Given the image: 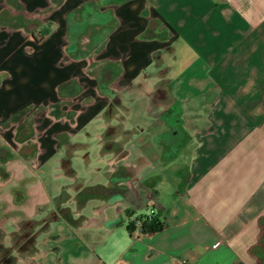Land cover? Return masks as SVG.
Masks as SVG:
<instances>
[{
    "label": "crops",
    "instance_id": "0c3cea01",
    "mask_svg": "<svg viewBox=\"0 0 264 264\" xmlns=\"http://www.w3.org/2000/svg\"><path fill=\"white\" fill-rule=\"evenodd\" d=\"M0 264H264V0H0Z\"/></svg>",
    "mask_w": 264,
    "mask_h": 264
},
{
    "label": "trees",
    "instance_id": "16d2710c",
    "mask_svg": "<svg viewBox=\"0 0 264 264\" xmlns=\"http://www.w3.org/2000/svg\"><path fill=\"white\" fill-rule=\"evenodd\" d=\"M50 31V28H47V26L44 28H41L39 30V33H33L35 39L41 40L45 34H47ZM116 68V67H115ZM119 71V67L116 68L114 73ZM136 220L140 221L141 223V229L144 234L146 233H154L157 231H160L163 228L162 222L159 220L157 216L152 215L151 217L148 216H140ZM135 222V221H134ZM134 222L129 223L128 227L131 231L134 227Z\"/></svg>",
    "mask_w": 264,
    "mask_h": 264
},
{
    "label": "built area",
    "instance_id": "2783aa9c",
    "mask_svg": "<svg viewBox=\"0 0 264 264\" xmlns=\"http://www.w3.org/2000/svg\"><path fill=\"white\" fill-rule=\"evenodd\" d=\"M152 215H149L148 217H151ZM131 234L135 237H140L141 235H143L144 233L142 232L141 229V223L138 220H135L134 222V227L133 229L130 231Z\"/></svg>",
    "mask_w": 264,
    "mask_h": 264
},
{
    "label": "rangeland",
    "instance_id": "374dc122",
    "mask_svg": "<svg viewBox=\"0 0 264 264\" xmlns=\"http://www.w3.org/2000/svg\"><path fill=\"white\" fill-rule=\"evenodd\" d=\"M156 30H158V31H160L161 30V27H158V25H157V23H155V27H154ZM98 70V69H97ZM113 70L115 71L116 70V68H113ZM112 70V71H113ZM111 71V67L109 68V72ZM113 71V72H114Z\"/></svg>",
    "mask_w": 264,
    "mask_h": 264
}]
</instances>
